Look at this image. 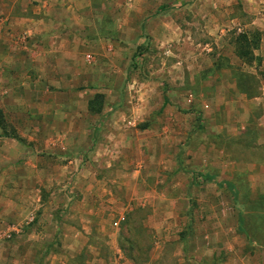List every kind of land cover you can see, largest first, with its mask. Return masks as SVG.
I'll return each mask as SVG.
<instances>
[{"label": "rangeland", "instance_id": "obj_1", "mask_svg": "<svg viewBox=\"0 0 264 264\" xmlns=\"http://www.w3.org/2000/svg\"><path fill=\"white\" fill-rule=\"evenodd\" d=\"M93 14L103 39L92 44L95 64L118 86L105 92L103 114L84 111L79 95L42 101L36 89L32 106L14 94L0 98V153L8 156L0 162V264H83L110 250L103 239L120 230L122 243L143 253L147 233L133 227L140 218L129 207L135 197L154 202L165 186L179 197L191 181L235 184L244 194L251 185L264 203V164L249 162L264 160V121L255 100L226 81L236 76L241 90L257 91L229 61L234 44L246 55L264 37L256 30L264 28V0H97ZM129 58V73L111 75ZM58 65L67 69L65 60ZM262 209L248 206L242 225L251 235L264 233Z\"/></svg>", "mask_w": 264, "mask_h": 264}, {"label": "crops", "instance_id": "obj_2", "mask_svg": "<svg viewBox=\"0 0 264 264\" xmlns=\"http://www.w3.org/2000/svg\"><path fill=\"white\" fill-rule=\"evenodd\" d=\"M25 2L28 7H24ZM96 2L97 0H0V98H5L6 93L14 94L21 101L20 104L28 102L32 106L34 104L31 101L37 98L36 89L42 101L55 93H63L67 99L71 94L79 95L84 98V111L94 115L103 114L107 99L105 92L114 94V89L118 86L113 87L109 83L105 78L106 68L104 65L97 67L92 55L93 42L103 41L97 38L100 29L92 26L97 24L93 14ZM85 6L87 12L84 11ZM256 30L264 36V28ZM232 48L234 61H229V64L236 66L234 71L242 80H251L257 91L248 95L247 91L241 90L236 76L227 77V85L233 88V93H238L247 100H255L259 115L264 121V37L257 39L246 55L235 44ZM133 51L130 52V58ZM130 58L121 70L117 68L111 75L129 73ZM62 60L67 64V69L64 68L63 71V67L58 65V61ZM72 60L75 62L72 63ZM65 74L68 76L63 77ZM68 82L71 85L68 86ZM20 110L22 109H16V116ZM246 111V118H252L250 116L253 112ZM0 112L5 113L3 110ZM98 125L92 129L98 130ZM257 127L264 130V122ZM239 128L244 129L243 126ZM14 143L21 144L17 138H14ZM2 144L6 143L0 136V145ZM7 157V154L0 153V162L7 160ZM249 162H254L261 168L264 164V160L260 159ZM250 163L247 164L251 165ZM260 174L259 170L255 175L260 177ZM210 177L212 175H208L207 179L210 180ZM251 187L250 185V190L244 194L242 190H237L235 184L233 188L236 190L233 191L218 189L209 183L196 186L191 181L185 190H176L179 197H168L167 186L159 191L154 202L146 196L135 197L129 207V215L139 216L137 222L133 219V227L141 226L144 233H147L149 250L137 253L127 248L122 243L124 234L120 230L110 233L109 240L103 239L110 250L92 252L90 259L83 264H264L262 228L260 234L254 236L242 225L248 219L250 204H256L261 211L264 206L263 194L256 193ZM152 192L155 194V190ZM145 193L146 191L144 195ZM216 195L219 203H216ZM239 197L244 201H240ZM180 199L186 204L180 203ZM156 211H159L157 219L152 216V212ZM168 212L176 217L175 222L166 219ZM255 217L258 220L262 216ZM185 218L186 225L181 223ZM189 222L191 226L187 227ZM200 224H203L204 230ZM83 239L87 242L89 236H84Z\"/></svg>", "mask_w": 264, "mask_h": 264}, {"label": "trees", "instance_id": "obj_3", "mask_svg": "<svg viewBox=\"0 0 264 264\" xmlns=\"http://www.w3.org/2000/svg\"><path fill=\"white\" fill-rule=\"evenodd\" d=\"M166 9V6H161V7H159V10H165Z\"/></svg>", "mask_w": 264, "mask_h": 264}, {"label": "built area", "instance_id": "obj_4", "mask_svg": "<svg viewBox=\"0 0 264 264\" xmlns=\"http://www.w3.org/2000/svg\"><path fill=\"white\" fill-rule=\"evenodd\" d=\"M121 220H123V218H122ZM117 224H118V222H117V223H115L114 225H117Z\"/></svg>", "mask_w": 264, "mask_h": 264}]
</instances>
